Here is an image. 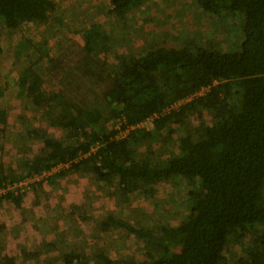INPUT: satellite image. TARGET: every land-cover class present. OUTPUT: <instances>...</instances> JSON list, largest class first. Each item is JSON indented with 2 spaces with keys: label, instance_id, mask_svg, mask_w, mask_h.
Wrapping results in <instances>:
<instances>
[{
  "label": "trees",
  "instance_id": "1",
  "mask_svg": "<svg viewBox=\"0 0 264 264\" xmlns=\"http://www.w3.org/2000/svg\"><path fill=\"white\" fill-rule=\"evenodd\" d=\"M148 1L111 0L112 12L124 18ZM195 4L208 15H241L238 49L187 40L180 47L125 52L107 70L112 44L102 26L93 23L83 30V51L87 62H97L86 72L96 77L102 106L47 90L31 66L20 74L19 95L47 113L54 111L52 124L67 135L32 129L30 134L42 141L40 152L20 161L19 175L8 174L11 169L0 160V186L67 164L68 172L91 174L99 183L117 182L124 196L154 195L163 182L187 181L190 209L176 225L155 231L112 216L102 223L103 230L113 225L133 234L142 246L139 259H114L98 250L89 260L71 250L59 264H264V0ZM56 7L54 0H0V42L5 29L48 23ZM28 45L22 41L20 49ZM39 50L41 59L49 56L45 48ZM204 111L212 115L211 124L203 120L194 134L176 135L186 118ZM150 119L154 131L141 127ZM110 121H122L121 129H108ZM131 126L126 136H118ZM154 132L164 141L173 139L165 159L154 147L162 143ZM23 195L8 192L0 199L20 207ZM233 243L244 248L231 263L226 251Z\"/></svg>",
  "mask_w": 264,
  "mask_h": 264
},
{
  "label": "rangeland",
  "instance_id": "2",
  "mask_svg": "<svg viewBox=\"0 0 264 264\" xmlns=\"http://www.w3.org/2000/svg\"><path fill=\"white\" fill-rule=\"evenodd\" d=\"M54 1L56 11L48 23H24L16 30L5 29L1 37L0 160L11 169L8 174L19 175L20 161L40 152L42 141L30 134L32 129L58 138L67 135L52 124L54 111L47 113L19 95V76L25 68L31 66L38 71L47 90H63L79 103L102 106L96 77L86 72L87 66H96L97 62H87L83 51V30L91 24L99 23L110 38L107 70L115 68L120 56L128 51L180 47L187 40L236 50L242 39L241 15H208L198 9L195 0H149L124 18L112 12L111 0ZM22 41H29L27 48L20 49ZM39 48H45L49 56L41 59ZM203 120L211 124L212 115L207 111L202 116L190 115L176 135L194 134ZM106 127L121 129L122 121H110ZM141 127L154 131L151 119ZM120 131L119 137L129 133L128 129ZM171 146L172 138L154 144L161 159L169 155ZM68 168L32 182L23 193L20 207L0 199V264H9L8 259L14 264H59L61 255L71 250L89 260L98 250L114 259H139L142 246L133 234L113 225L103 230L102 223L112 216L135 227L158 231L162 225H176L190 209L183 178L159 184L154 195L135 192L124 196L117 182L99 183L91 174L68 172ZM61 170L66 173L51 178ZM243 248L231 244L226 251L228 260L232 263Z\"/></svg>",
  "mask_w": 264,
  "mask_h": 264
},
{
  "label": "built area",
  "instance_id": "3",
  "mask_svg": "<svg viewBox=\"0 0 264 264\" xmlns=\"http://www.w3.org/2000/svg\"><path fill=\"white\" fill-rule=\"evenodd\" d=\"M177 106L178 104L175 105V107ZM133 128L134 126H131L128 128V130ZM65 166L68 167V164L59 165L57 167H54L50 171H44L42 174L35 176H28L16 182L4 183L2 186H0V198H2L3 195L7 194L8 192H13L15 195L23 194L27 189H30L29 186L32 182L39 181L41 180L40 178L44 179V177H48L49 175H51L53 171L55 172L57 169L63 168Z\"/></svg>",
  "mask_w": 264,
  "mask_h": 264
}]
</instances>
